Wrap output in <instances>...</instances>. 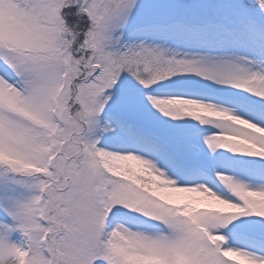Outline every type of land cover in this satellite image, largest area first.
<instances>
[{"label":"snow or ice","instance_id":"obj_1","mask_svg":"<svg viewBox=\"0 0 264 264\" xmlns=\"http://www.w3.org/2000/svg\"><path fill=\"white\" fill-rule=\"evenodd\" d=\"M0 264H264V0H0Z\"/></svg>","mask_w":264,"mask_h":264}]
</instances>
